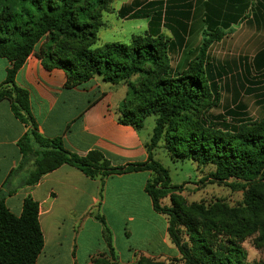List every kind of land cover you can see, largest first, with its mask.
I'll return each instance as SVG.
<instances>
[{
    "label": "trees",
    "instance_id": "obj_1",
    "mask_svg": "<svg viewBox=\"0 0 264 264\" xmlns=\"http://www.w3.org/2000/svg\"><path fill=\"white\" fill-rule=\"evenodd\" d=\"M108 3L0 0V58L10 62L6 80L0 85V103L8 101L15 118L27 127L18 146L23 160H34L28 184L35 185L64 165L102 181L114 175L149 171L153 177L145 191L154 211L166 217L168 238L183 264H249L240 241L260 228L264 231V116L229 126L226 118L212 113L220 106L221 88L209 56L215 44L235 33L232 26L238 23L237 18L227 21L221 17V9L211 11L196 56L182 72L174 73L170 58L173 39L163 33L138 35L129 44L95 47L102 26L101 11ZM33 53L45 69L63 70L68 88L95 78L113 85L128 83L138 104L132 110L125 107L124 100L119 123L141 130L148 117L156 118L147 144V161L114 167L99 150L79 156L61 139L42 136L31 113L29 92L16 84L17 73ZM137 75L142 80L135 87L130 80ZM162 140L174 160L212 166L208 181L243 192L244 207H221L214 215L200 205H188L176 194L181 186L171 184L169 170L154 158ZM166 199L170 205L163 203ZM96 219L104 227L114 262L111 231L103 216L96 215ZM230 220L238 225L236 230L229 226ZM44 246L39 204L30 197L25 199L22 214L16 216L0 197V264H37ZM102 260L113 263L100 257L92 264ZM152 260L142 257L135 264H160Z\"/></svg>",
    "mask_w": 264,
    "mask_h": 264
},
{
    "label": "crops",
    "instance_id": "obj_2",
    "mask_svg": "<svg viewBox=\"0 0 264 264\" xmlns=\"http://www.w3.org/2000/svg\"><path fill=\"white\" fill-rule=\"evenodd\" d=\"M213 2L220 4L219 8H215L221 9V17L227 21L237 18L238 26L245 24L247 32L251 30L249 38L262 39L261 46L246 48L250 53L263 56L259 60L263 66L264 0ZM203 17H206L205 13ZM257 31L263 34L258 35ZM9 67L10 62L0 58V85L6 80ZM16 84L29 92L31 113L42 136L61 139L69 151L79 156L99 150L114 167L147 161V144L153 132L143 137L141 130L119 123L117 109L124 98L107 83L93 79L68 88L66 73L61 69H45L33 53L17 73ZM26 132L27 127L15 118L11 104L2 101L0 197L16 216L22 214L25 199L30 197L39 204V222L45 246L37 264H92L100 257L109 259L111 254L104 239V227L96 215L103 216L107 221L110 216L120 217L124 225L131 227H136L141 221L135 209L154 220L158 219L159 214L154 211L145 191L147 182L153 177L149 171L114 175L102 181L64 165L42 177L35 185H29L28 176L34 160H23L18 146ZM165 221L166 233L162 243L166 250L163 253L150 249L138 251L132 245L123 251L115 239L112 247L116 262L132 264L141 255L163 259L178 253L168 242L167 219ZM147 245L150 247L153 242Z\"/></svg>",
    "mask_w": 264,
    "mask_h": 264
},
{
    "label": "rangeland",
    "instance_id": "obj_3",
    "mask_svg": "<svg viewBox=\"0 0 264 264\" xmlns=\"http://www.w3.org/2000/svg\"><path fill=\"white\" fill-rule=\"evenodd\" d=\"M219 6L220 4L213 0H109L107 8L101 11L102 26L97 34L98 41L95 47L111 43L129 44L132 38L138 35L163 33L173 39L171 66L174 73H180L196 56L201 44L206 20L203 14L211 16V11ZM232 28L237 32L215 44L209 51L210 62L214 66L213 75L221 88L220 106L212 113L226 118L229 126H234L240 121L261 119L264 116V65L262 66L261 62L259 64L263 56L250 53L246 48L253 45L261 46L262 39L249 38L251 30L247 32L245 24L242 26L236 24ZM257 34L261 35L263 32L257 31ZM95 79L103 81L100 78ZM141 80L142 77L137 75L130 82L138 87ZM107 84L122 99L124 98L117 109L118 113L124 100L125 107L134 110L138 103L128 83ZM155 119V116L147 118L141 129L143 137H146L148 132H153ZM155 152L156 159L169 170L171 184L181 186V190L176 194L188 205H200L214 215L220 212L221 207L228 209L244 207L243 192H234L223 184L208 181L209 173L214 170L212 166H201L190 160H174L167 153L164 140L160 142ZM163 203L170 205V200L166 199ZM135 212L141 219L136 227L124 225L120 217L110 216V220H106L113 240L117 239L123 251L132 245L138 251L150 249L152 252L163 253L166 250L162 243L166 233V217L158 215V219L154 220L138 209H135ZM214 220L217 222L218 219ZM228 222L229 226L236 230L238 226L236 222L232 220ZM150 241L153 245L149 247L147 244ZM168 242L171 244L170 240ZM240 244L246 252L247 263L264 264L262 228L247 234L241 239ZM124 256L126 257L127 253L124 252ZM138 256L139 254L135 258ZM142 257L145 256H139L138 261ZM180 258L176 253L163 259L157 257L151 259L160 264H183ZM109 262H113L111 258ZM99 264L105 263L102 260ZM112 264L121 263L114 261Z\"/></svg>",
    "mask_w": 264,
    "mask_h": 264
}]
</instances>
